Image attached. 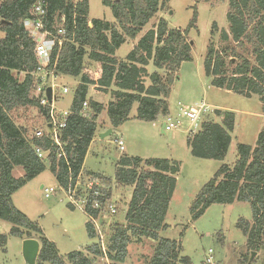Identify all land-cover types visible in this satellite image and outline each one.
I'll return each mask as SVG.
<instances>
[{
  "label": "trees",
  "instance_id": "1",
  "mask_svg": "<svg viewBox=\"0 0 264 264\" xmlns=\"http://www.w3.org/2000/svg\"><path fill=\"white\" fill-rule=\"evenodd\" d=\"M37 0H0V221L10 225L8 234L0 233V249L5 248L8 236L35 239L40 244L36 264H94L96 258H106L110 264H124L127 248L133 240L156 242L148 264H190L181 256L180 242L159 236L167 225L165 217L176 188L180 171L177 161L168 159L129 157L122 155L116 164L115 184L132 188L124 214L125 225L115 224L106 241L105 250L94 227L85 224L87 236L96 242L83 251L60 256L56 245L43 234L40 226L17 209L12 195L46 169L45 162L58 186L67 190L77 181L88 148L95 137L97 118L106 110L110 128L115 130L130 120L137 105L135 119L152 123L158 116L169 115L168 98L181 65L192 60L189 30L195 27L197 13L185 30L170 29L159 18L146 31L136 46L124 57L115 56L127 41L134 40L159 12L168 10L170 0H101L109 8L114 22L88 19V0H44L45 28L54 31L56 23L64 19V42L55 49L49 69L57 75L78 78L73 90L66 126L58 134L61 151L66 159L58 158V148L48 133L31 140L32 134L16 124L14 113L33 108L45 122L49 107H43L30 95L31 73L37 66L34 44L24 30L23 22L30 16ZM195 3L207 0H194ZM226 20L229 32L220 31L221 40L236 46H250L253 62L242 58L241 63H226L228 51H217L212 43L203 60L205 76L211 86L250 98L257 96L264 110V0H228ZM90 24V25H89ZM213 33L217 30L214 22ZM234 54V55H233ZM85 58L97 65L95 70L85 65ZM152 63L156 71L148 74ZM23 75L22 80L17 76ZM148 78L150 84L145 85ZM110 95L106 106L87 97L88 89ZM88 108L82 116L83 103ZM218 120H204L199 130L187 135L190 155L204 160L224 161L232 141L234 113L216 110ZM49 150L46 159H39L34 147ZM20 168L23 176L13 177ZM99 179L105 189L95 187L99 196H91L103 207L111 201L109 179L99 174H85ZM108 188V189H107ZM235 202L250 206L251 221L236 223L246 237L248 251H257L264 243V128L253 146L238 143L235 161L221 164L213 177L194 197L189 212L196 221L212 205ZM72 208V206L68 203ZM97 216L98 211H92Z\"/></svg>",
  "mask_w": 264,
  "mask_h": 264
},
{
  "label": "rangeland",
  "instance_id": "2",
  "mask_svg": "<svg viewBox=\"0 0 264 264\" xmlns=\"http://www.w3.org/2000/svg\"><path fill=\"white\" fill-rule=\"evenodd\" d=\"M228 0H207L195 3L194 0H170L169 9L159 12L143 30H149L159 18H163L170 29L185 30L196 10L195 27L189 30L187 39L192 43V60L181 65L168 98L171 115L179 113L180 107H196L201 104L210 106L214 112L224 109L234 113V129L231 133V149L224 161L204 160L190 155L186 146V129L189 122L182 118V125L178 130L162 133L161 125L164 116H158L152 123L142 122L133 118L136 105L131 110L130 120L116 129L111 136L100 138L106 127L100 124L108 119L105 113L97 120L95 137L88 148L83 167L86 171L98 173L109 179L108 188L111 190V201L115 204L117 212L112 217L99 222L103 232L104 250L111 227L115 224L125 225L124 214L127 209L132 188L119 187L115 184V166L119 152L114 140L122 139L127 154L140 158L173 159L180 165L177 175L176 189L169 204L164 223L167 228L159 232V236L180 242L181 256L187 257L190 264H205L208 250L216 264H264V243L257 251H248L246 237L237 228L236 223L242 219L250 222L252 218L249 204L235 202L230 205H212L196 221L191 220L190 205L201 187L209 181L221 164H231L235 161L236 145L238 143L253 146L258 133L264 128V110L257 96L250 98L228 92L211 86V78L205 76L203 60L210 43L217 51L233 49L235 56L228 51L225 62L241 63V57L253 62L254 57L250 46L239 47L231 41L221 40L220 31L229 32L226 20ZM88 19L114 22L109 8L104 7L101 0H88ZM217 24V30L211 33L212 23ZM2 33L0 32V37ZM130 50V43L125 42L115 53L123 57ZM234 55V54H233ZM241 56V57H240ZM85 65L92 70L97 65L85 58ZM149 72L156 69L150 63ZM22 80L23 75L17 76ZM79 83L78 78L58 75L57 100L54 107L59 111H69L73 90ZM145 83L150 84L149 80ZM68 88L69 93L63 95L61 88ZM94 90V89H93ZM90 86L87 97L105 104L108 99L105 93L93 91ZM104 95V96H103ZM210 113L204 120H218ZM14 121L24 127L28 134L42 130L45 120L39 117L37 110L28 108L14 113ZM201 121V122H202ZM103 122V121H102ZM217 122V121H216ZM124 152V150L122 151ZM130 152V153H129ZM45 171L29 181L12 195L14 206L24 213L30 220L36 222L43 230L47 239L55 242L58 253L64 257L72 251H83L85 247L96 242L87 236L85 224L86 215L78 207L68 205L67 193L61 189L45 162ZM23 176L20 168L13 171V177ZM88 176L82 174L78 189H83ZM42 188H54L55 193L45 198ZM107 188V189H108ZM10 228L6 222L0 221V233L5 234ZM5 250L0 249V264H26L21 253L20 239L8 236ZM156 242L142 240L132 241L127 248V257L124 264H148L155 248ZM253 253L255 255H253ZM49 264V263H44ZM94 264H110L106 258H96Z\"/></svg>",
  "mask_w": 264,
  "mask_h": 264
},
{
  "label": "built area",
  "instance_id": "3",
  "mask_svg": "<svg viewBox=\"0 0 264 264\" xmlns=\"http://www.w3.org/2000/svg\"><path fill=\"white\" fill-rule=\"evenodd\" d=\"M46 17V4L44 0H37L31 9L30 16L23 22L24 30L27 32L29 38L32 40L34 44V56L37 61V66L35 70L31 73L32 84L30 95L32 98L36 99L39 104L43 107H49L48 119L44 123L43 129L34 132L31 137L33 139H39L46 132L51 136V140L57 146L58 150V158L66 159L65 154L61 151V143L59 140L58 134L60 131L66 126V119L69 116V111H59L54 107V102L57 100L56 88L58 87L55 84V81L58 75L54 71V67L49 69L52 55L57 49L61 48L64 37H65V29L63 26L64 19H61V22H57L54 31H50L45 28L44 18ZM90 25V24H89ZM50 88L52 91V101L49 103L46 98V89ZM61 93L66 95L69 93L68 88H61ZM88 105L87 102L83 103L82 106V116H84L85 111L87 110ZM214 112L205 104H201L196 107H180L179 113L174 117V115H167L164 117L163 122V132H171L173 130H178L179 126L182 123L179 119H186L189 122V126L186 129L188 135L195 134L200 127L201 121L204 116L209 115ZM86 116V115H85ZM48 125L52 127V133H49ZM181 127V126H180ZM120 152L124 150V143L122 139L114 140ZM34 152L39 159H46L49 150H44L39 146L34 147ZM82 179V174L77 177V181L71 187L69 186L67 190H64L67 193L68 203L72 207H78L81 211L86 215L88 221L94 227L97 236L101 242V248L104 251L103 244V232L101 229L100 221L103 219H107L116 214L117 209L115 204L110 201L106 203L103 207L98 201L90 202L89 198L91 196H99L95 187H100L105 189L101 184L99 179L88 176L86 179V183L84 188L80 190L78 189L80 185V180ZM43 195L45 198L52 196L55 193L54 188H42ZM92 211H98L97 216L93 215ZM213 251L208 250V255L205 257V264H216L213 256Z\"/></svg>",
  "mask_w": 264,
  "mask_h": 264
},
{
  "label": "crops",
  "instance_id": "4",
  "mask_svg": "<svg viewBox=\"0 0 264 264\" xmlns=\"http://www.w3.org/2000/svg\"><path fill=\"white\" fill-rule=\"evenodd\" d=\"M112 23V22H111ZM146 31H148V30H146ZM145 30H143L134 40H127L126 42H129L130 43V50L123 56V57H121V58H124L135 46H136V44H137V42L139 41V39L143 36V34L146 32ZM117 57V56H116ZM118 58H120V57H118ZM146 70H147V72H148V74H151V72H149L148 71V69L146 68ZM156 71V70H155ZM153 73V72H152ZM148 78H146L145 80H147ZM145 85L146 86H148L149 84L148 83H145ZM92 87V86H91ZM94 88L92 87V90H93ZM94 91V90H93ZM104 96V95H103ZM107 97H108V99L107 100H105V104L103 105L102 104V102H97V101H95V102H97V103H100V104H102L103 106H106L107 104H108V102L111 100V98H110V95L108 94V95H106ZM93 100V99H92ZM168 106H169V102H168ZM134 107V106H133ZM136 108H137V105H136ZM136 108H135V113L133 114V118H135V116H136ZM218 110H221V111H227V110H224V109H218ZM103 113H105V115H106V110H104L99 116H98V118H97V120L99 119V117H101V115H103ZM169 113H171V110H170V108H169ZM107 116V115H106ZM131 118V117H130ZM108 119V118H107ZM103 121V122H102ZM101 121V125H102V123H104L103 124V126L104 127H106L104 130H109V129H111L110 128V124H109V121H108V124L107 125H105V121H104V119ZM164 122V121H163ZM96 123H97V121H96ZM123 126V124L120 126V127H118L117 129H119V128H121ZM112 130V134H113V132L116 130H113V129H111ZM161 132L162 133H164L163 132V123H162V125H161ZM186 138H187V136H186ZM94 139V138H93ZM93 141V140H92ZM92 143V142H91ZM91 145V144H90ZM186 146H187V144H186ZM230 149H231V144H230V148H229V151H230ZM119 150V149H118ZM228 151V152H229ZM120 152V151H119ZM120 153H122L121 154V156L122 155H125V156H129V157H138V156H133V155H131V154H127V152H125V149H124V152H120ZM130 153V152H129ZM121 156H119L118 158H117V162L119 161V158L121 157ZM85 159H86V157H85ZM85 159H84V162H85ZM142 159H148V158H142ZM167 159V158H166ZM168 160H173V159H168ZM175 161V160H174ZM84 164V163H83ZM117 164V163H116ZM115 169H116V166H115ZM82 173L85 175V174H88V173H90V174H98V173H93V172H91V171H86L85 169H84V167H82ZM100 175V174H99ZM105 177V176H104ZM107 178V177H106ZM176 183H177V177H176ZM176 189V188H175ZM174 192H175V190H174ZM174 194V193H173ZM167 215V214H166ZM9 230H10V228L7 230V232H5V234H8V232H9ZM43 231V230H42ZM43 234H44V232H43ZM44 236H45V234H44ZM46 237V236H45ZM8 239V238H7ZM49 241H51V242H53L54 244H55V242H54V240H52V239H48ZM22 241L23 240H20V242H21V244H22ZM7 244H8V240H7ZM6 247V246H5ZM57 248V247H56ZM2 250H5L4 248L2 249Z\"/></svg>",
  "mask_w": 264,
  "mask_h": 264
},
{
  "label": "water",
  "instance_id": "5",
  "mask_svg": "<svg viewBox=\"0 0 264 264\" xmlns=\"http://www.w3.org/2000/svg\"><path fill=\"white\" fill-rule=\"evenodd\" d=\"M46 98L50 103L52 101V91L50 88L46 89ZM164 127V125H163ZM49 133H52L51 125H48ZM112 135V130L109 129L105 133L100 135V138H105ZM40 244L35 239H24L21 244L22 257L26 264H36L38 254H39ZM253 255H255L253 253Z\"/></svg>",
  "mask_w": 264,
  "mask_h": 264
}]
</instances>
